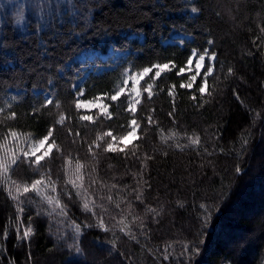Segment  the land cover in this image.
<instances>
[{"label":"trees","instance_id":"obj_1","mask_svg":"<svg viewBox=\"0 0 264 264\" xmlns=\"http://www.w3.org/2000/svg\"><path fill=\"white\" fill-rule=\"evenodd\" d=\"M76 3L80 25L61 28L52 0H0V264H264V0ZM177 32L192 39L169 41ZM190 49L216 54L204 94L200 77L180 88ZM78 50L128 56L77 88ZM169 62L134 114L123 96L106 99L111 119L73 107V93L111 96L125 69ZM10 89L21 92L6 104ZM88 113L94 122L79 119ZM131 119L139 139L106 151ZM49 129L60 151L11 163Z\"/></svg>","mask_w":264,"mask_h":264},{"label":"snow or ice","instance_id":"obj_2","mask_svg":"<svg viewBox=\"0 0 264 264\" xmlns=\"http://www.w3.org/2000/svg\"><path fill=\"white\" fill-rule=\"evenodd\" d=\"M86 7V6H85ZM52 9V17L53 20L59 24L61 28H64L66 25H75L79 26L81 23V17L85 15L83 11H81L80 7L76 3V0H52L51 4ZM192 11H196V9H192ZM54 31V29H53ZM75 33V28H72L71 31H68L65 33V35L72 36ZM61 33L55 34V39L59 40L61 38ZM79 35V34H75ZM139 35V33H137ZM76 40L73 39L72 43H75ZM209 45H211L213 42L211 40L207 41ZM68 47H71V44L67 45ZM45 48H47V44L44 45ZM81 54H87L89 56H98L100 53L97 51H81ZM190 55L187 59V63L185 67L179 68L178 71H176L177 77L184 76L187 73H190L193 70V60H196L194 70L195 74L190 75L189 81L185 83L180 84L181 89H188L191 90L194 88L195 81L198 77L202 80V84L199 87V93L204 94L208 91V76L211 75L214 71V68L212 65H214L216 60V54L213 52L211 55L208 54V50L205 49L204 54H198L195 49H190ZM48 53L45 51V56H47ZM208 61L209 66L205 68L204 62ZM153 68L157 69L155 71V76L153 79H159L162 75V73L174 71L176 69V65L174 62L164 63V64H157L153 65L152 67H145L143 69V73L140 74V79H143L144 76H147L150 72H152ZM201 72H203V76H201ZM127 83V81H125ZM134 83H138V81H134ZM74 87L79 88V85H76ZM176 85H172L171 88L175 89ZM152 85L149 84L145 91L147 92V95L149 98L153 95L151 91ZM76 103L73 105L75 109H78L83 112H92V111H98L102 115L106 116L108 119H111L112 117L108 115L110 111L111 105H105L103 103H93L92 101L85 102L83 99H81L83 95V91L80 90L79 94L73 93ZM135 101L133 102V99H131V94L126 92L125 89L121 88L119 91H116L114 95L111 96H104L102 99L110 100L111 102L115 103L121 99V97H129L128 103H127V110L131 113H135L137 111V105L140 103V100L138 99L141 96V93L139 90H136L134 93ZM169 96L173 97V104L175 103L174 100V93L170 90L168 92ZM101 99V98H98ZM192 99L195 100V95L192 96ZM47 104L51 105L53 104V100L51 98L47 99ZM171 115V114H169ZM65 118L61 117L60 121L63 122ZM79 119L85 122H94V117L91 114L81 115L79 116ZM149 124L152 123L151 118H148ZM129 125L131 127V130L127 132V134L120 139V143L125 144V146L128 143H131L134 139H139V136H137V130L139 128V125L137 123L136 119H131L129 122ZM11 135L15 136L16 133H11ZM108 136H111L113 143H109L107 145L106 151L116 152L120 151L123 152L124 148H119L118 145H116L114 142L116 141V137L112 135V133L109 131L107 133ZM102 139V137H101ZM51 140V143H48V141ZM193 143H196V141H193ZM98 146V145H97ZM53 151H60L59 146L56 145L55 140L53 139V129L48 130V134L44 136L42 139L39 140L38 146L33 148L30 152H24L21 157L14 156L11 159L12 164H17V161L20 160L22 162H30L31 164H34L36 166H39L42 161L45 160V158H50ZM38 152H41L42 154H37ZM0 167H3V171L7 173L8 167L6 164H0ZM239 171V169H237ZM41 183L40 180L35 181L32 184V188L35 189L37 185ZM29 188L25 187L24 192H28ZM85 208H87V204L84 205ZM22 211V209L20 210ZM207 222V219H205V223ZM101 228H103V225L101 223ZM31 234V229H28L24 232V238H27ZM5 234V238H6ZM19 239V237H18ZM79 251V249H77ZM199 250L197 249L195 254H198Z\"/></svg>","mask_w":264,"mask_h":264},{"label":"rangeland","instance_id":"obj_3","mask_svg":"<svg viewBox=\"0 0 264 264\" xmlns=\"http://www.w3.org/2000/svg\"><path fill=\"white\" fill-rule=\"evenodd\" d=\"M29 8H30V3H27V9H29ZM192 9L193 8H189L191 13H197V11H192ZM191 39H192V37L189 34L182 33V32H177V33H175L173 35V38L171 40H169V41L183 44L185 41L191 40ZM127 52H128L127 50L126 51L125 50H109L107 53H100L99 52L100 54L98 56L101 58V60L108 61V63L106 65L96 64L94 61H95V57H97V56H89L87 54H80L77 57V60L82 62V63H85V64L81 67V72L82 73H81V75L78 76L75 85H79V86L83 85L85 78L88 76V74L92 70H95L96 72H101L104 69L115 68L120 62H122L123 60H125L127 58V56H128ZM196 52L198 54H204V53H199L198 51H196ZM208 54L211 55L212 52H210L208 50ZM195 63H196V60H193V70L189 73L190 75H194L195 74V70H194ZM207 64H209V63L206 60L204 62L205 68H206ZM156 70L157 69L153 68L152 72L153 71L155 72ZM152 72H150L147 76H144L143 79H140L139 78L140 74H142L143 71H132L130 68L125 69L123 74H122V76H121V78H120V80L118 81V83L116 85L115 92L119 91L121 88L125 89L126 92L131 94L130 98L133 99V102H134L135 99H137V97H135L134 93H135L136 90H139L140 93H141V96L138 99L141 102L142 96H143L144 92H146L145 89L148 86L147 85L146 87H142V84L144 83L145 79ZM202 73L203 72H201V74ZM77 74H80V72L77 71ZM125 81H127V83H125ZM134 81H138V83H134ZM152 88H153V86H152ZM152 88H151V91H152ZM20 92H21V90L10 89L9 94L7 96L6 104H9V103L13 102L15 99H17L18 94ZM36 92L38 93L39 91H36ZM79 92H78V94H79ZM43 93H44V97H45L46 100L48 98H51L52 100L54 99V95H53V93L51 91H45ZM83 96H84V94L82 95L81 99H83L85 102L92 101L93 103H103L105 105H109L108 102L106 101V99H102V97H104V96H98V97L90 98V99L84 98ZM98 98H101V99H98ZM137 107H138V105H137ZM108 115H110V111H109ZM137 136H138V132H137ZM38 143H39V140H31L29 142V144H28V147L25 149L24 152H30L33 148L38 146ZM48 143H51V142L48 141ZM114 143L116 145H118V143H120V141L119 142L115 141ZM120 144H122V143H120ZM123 145H125V144H123ZM37 154H42V153L38 152Z\"/></svg>","mask_w":264,"mask_h":264}]
</instances>
